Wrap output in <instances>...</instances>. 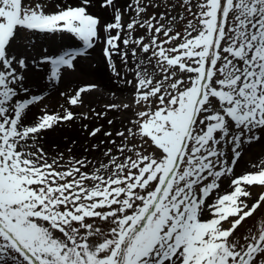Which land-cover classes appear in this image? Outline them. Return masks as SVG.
Segmentation results:
<instances>
[{
	"label": "snow or ice",
	"instance_id": "6c2138e0",
	"mask_svg": "<svg viewBox=\"0 0 264 264\" xmlns=\"http://www.w3.org/2000/svg\"><path fill=\"white\" fill-rule=\"evenodd\" d=\"M57 34L81 46L39 45ZM97 47L121 96L97 111L88 83L49 110L33 85ZM77 122L102 138L50 155L43 133ZM261 143L264 0H0V264H264V159L235 171Z\"/></svg>",
	"mask_w": 264,
	"mask_h": 264
},
{
	"label": "rangeland",
	"instance_id": "374dc122",
	"mask_svg": "<svg viewBox=\"0 0 264 264\" xmlns=\"http://www.w3.org/2000/svg\"><path fill=\"white\" fill-rule=\"evenodd\" d=\"M127 0H121L122 4H125L126 6ZM69 3H78V0H69ZM90 12L93 14H98L102 16L106 21H110V15L107 13L102 12L98 7L90 8ZM128 17H125V20H127ZM139 35V33H137ZM58 36H61L59 34L56 35V38ZM38 43L40 46L43 48H51V50L55 51L57 48H62V49H69V48H76L78 46H81V42L78 40H73L69 41L67 43L58 41L56 43L57 46L50 47L51 45L50 41L51 39H46L44 35H40L38 38ZM65 43V44H64ZM95 51V53H93ZM91 52L92 59L90 61L91 65L94 67L89 70V73L83 74L82 76L79 77L76 81H66L64 84H57V83H50L47 80L45 81L46 84H48V87L46 89L52 90L54 95L57 97L56 98H48L46 92L40 93L41 95H46V99L44 100V104L49 106V110H54V111H60V105H65V100L59 96V91L63 90H71L72 88H76L77 86H83L88 83H94L99 86V89L102 90L103 92H107V96L101 95V92H98V98L95 104L92 107H95L97 111H100L103 108V105L105 103H108L111 101V91H115L117 96H121V92L118 88L117 85H115L112 80L109 78L110 77V70H108L105 67V64L101 62V50L99 47H97L95 50ZM97 55V56H96ZM118 59V58H117ZM84 63H89L85 61ZM58 87V90H56V86ZM33 92H39V90L36 88L32 87ZM128 95L127 91L123 92V96L126 97ZM124 102H128L127 100H124ZM40 107H43V105H40ZM77 112H83L86 109L82 108H76L74 109ZM33 112L39 115V108H33ZM117 116L118 114L114 113H109L108 114V119H112L113 117ZM83 123H89L88 121H83ZM98 124H103L105 127V130H110L109 126L106 123V120H100V121H93L92 124L90 125V128L92 126H97ZM117 129L119 128V124L116 125ZM87 134L84 133L81 130L80 122H77L74 128H61L57 129L56 131H49L46 133H43V139L41 140V143L44 145L46 151L49 152L51 155L54 151L55 148L58 147L60 151H63L66 153L67 156V148L72 147L71 140L75 139L77 141V147L74 149L77 157L81 156L83 154V148L82 145L85 143H96L98 142L99 139L102 138V134L96 138V140H91L88 141L86 139ZM257 153V154H256ZM256 154V155H255ZM91 155L89 158H91ZM250 155V156H249ZM264 159V143L261 144H254L250 151L239 161V163L236 166V174H242L244 171H251L252 165L253 164H259V162ZM230 187L228 186V183L225 182L221 186L220 194H224L227 191H230ZM211 202V201H210ZM261 217V214L258 213L256 216H254L251 220L247 222L244 228H242L240 231L243 233L245 232L248 228H250L254 221L257 220L258 218Z\"/></svg>",
	"mask_w": 264,
	"mask_h": 264
},
{
	"label": "bare ground",
	"instance_id": "6f19581e",
	"mask_svg": "<svg viewBox=\"0 0 264 264\" xmlns=\"http://www.w3.org/2000/svg\"><path fill=\"white\" fill-rule=\"evenodd\" d=\"M73 40H76L75 38H73V37H71V36H68V35H64V36H58V38H56L55 37V39L54 40H52L51 39V41H50V43H51V45H49L50 47H54V46H57L56 45V43L58 42V41H61V42H65V43H67V42H69V41H73ZM64 43V44H65ZM93 53H95V51H93ZM97 56V55H96ZM88 73H89V71H88ZM83 74H74V75H71V76H68L66 79H65V81L63 82V83H57V84H64L66 81L68 82V81H76L77 79H79V77L80 76H82ZM46 81V80H45ZM45 81H40L39 82V87L37 86V85H33V88H37L38 90H39V93H44V92H46V94H47V97L48 98H56L57 99V97L53 94L54 92L52 91V90H47L46 88H43V90L41 91V88H42V86L44 85V84H46V82ZM58 85L56 86V90H58ZM98 94V92H96V93H93L92 95H90V96H86L85 98L87 99V100H90L91 101V106H93L94 104H95V102L97 101V95ZM257 154V153H256ZM255 154V155H256ZM250 156V155H249Z\"/></svg>",
	"mask_w": 264,
	"mask_h": 264
}]
</instances>
